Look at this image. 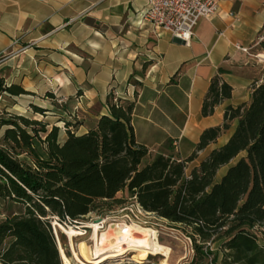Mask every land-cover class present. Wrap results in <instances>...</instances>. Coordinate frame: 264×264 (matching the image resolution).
I'll use <instances>...</instances> for the list:
<instances>
[{"label": "trees", "instance_id": "1", "mask_svg": "<svg viewBox=\"0 0 264 264\" xmlns=\"http://www.w3.org/2000/svg\"><path fill=\"white\" fill-rule=\"evenodd\" d=\"M259 46L264 52V29ZM27 94L0 81V95ZM230 96L231 88L219 76L212 78L202 116L212 115ZM106 104L108 114L94 128L76 133L65 123L62 141L58 127L48 130L41 121L13 115L0 121V129L6 128L0 140V200L23 208L0 221V264H63L57 240L64 249L65 238L59 230L55 236L54 222L78 227L89 215L111 217L133 199L187 234L194 255L185 264H218L220 254L219 264H264V237H258L264 236V80L248 104L228 107L221 126L204 130L184 160L173 156L171 141L162 146L169 154L153 155L136 143L134 102H114L110 94ZM233 122L227 142L188 171Z\"/></svg>", "mask_w": 264, "mask_h": 264}, {"label": "crops", "instance_id": "2", "mask_svg": "<svg viewBox=\"0 0 264 264\" xmlns=\"http://www.w3.org/2000/svg\"><path fill=\"white\" fill-rule=\"evenodd\" d=\"M146 7L147 0H0V80L33 94L56 91L84 132L108 114L116 92L135 103L136 143L169 154L162 146L171 141L173 156L184 160L201 133L221 126L228 107L248 104L264 80V0H220L216 14L198 22L190 46L156 35L144 19ZM215 76L231 96L203 117ZM235 125L200 151L188 171L223 146Z\"/></svg>", "mask_w": 264, "mask_h": 264}, {"label": "rangeland", "instance_id": "3", "mask_svg": "<svg viewBox=\"0 0 264 264\" xmlns=\"http://www.w3.org/2000/svg\"><path fill=\"white\" fill-rule=\"evenodd\" d=\"M3 83L6 85L4 81ZM19 86L23 88L22 85L19 84ZM23 90L25 89L23 88ZM65 103L66 100L64 98L59 96L56 91L50 89H47L46 91L39 90L37 91V94L28 92L27 95L20 96L0 95V121L5 120L8 115L22 116L29 120L41 121L47 125L48 130L52 127H58L60 131L59 139L62 141L65 138V123L71 124L72 127H70V130L76 133L84 132V128H82L83 122L68 115V112L65 109ZM34 107L42 109L44 113L36 112ZM5 130V127L0 129V140ZM39 136L43 137V134L40 133ZM222 175L223 173H218V180ZM131 203L132 200H129L128 204ZM132 211L136 214L134 209H132ZM22 212L23 208L21 206L0 200V221L8 216L20 214ZM131 214L132 213L129 210H123L122 208L120 210H115L111 217L101 219H111V222H119L125 218L124 220L136 224L140 229L148 231L150 241L157 242L170 249L168 258L155 252H140L138 249L137 251H128L117 258H109L102 264H185L192 260L194 253L191 242L186 233L168 225L165 221L150 214H144L141 216L137 215L136 219L133 218ZM126 216H129L130 220L126 218ZM98 219L100 218L95 215L87 216L82 225L78 226L76 229L83 232V235L73 238L74 251L80 261L84 264H86L87 261H92L96 255L95 240L93 239L92 231L89 226L95 223ZM84 227H87L88 229H83ZM69 228L71 227L69 226ZM262 228L264 229V226ZM57 230L59 229L56 227L54 229L56 237L58 236ZM60 233L65 238L64 249L61 247L59 240H57L62 263L65 264V259L68 264H77L73 261L74 255L72 249L69 247L67 236L61 231ZM105 237V235L100 233L97 237L98 244H100ZM258 237L263 238L264 236L262 235L261 237L258 234ZM260 244L264 245L261 239ZM217 247V244L213 245L211 251H216ZM144 249L147 250V248ZM65 252H68L69 257L65 255ZM221 259L222 256L220 254L218 264Z\"/></svg>", "mask_w": 264, "mask_h": 264}, {"label": "built area", "instance_id": "4", "mask_svg": "<svg viewBox=\"0 0 264 264\" xmlns=\"http://www.w3.org/2000/svg\"><path fill=\"white\" fill-rule=\"evenodd\" d=\"M44 2L46 0H36ZM220 0H147L144 19L150 24L156 35L167 34L174 40L190 46L194 31L201 19L214 16L218 10ZM246 52V49H241ZM258 60H263L258 56ZM113 101L116 102L118 94L112 92ZM130 208V209H128ZM129 210L133 218L137 215H149L132 200L123 210ZM132 209L136 211L133 213ZM130 220L129 216H126ZM78 228V227H77Z\"/></svg>", "mask_w": 264, "mask_h": 264}, {"label": "bare ground", "instance_id": "5", "mask_svg": "<svg viewBox=\"0 0 264 264\" xmlns=\"http://www.w3.org/2000/svg\"><path fill=\"white\" fill-rule=\"evenodd\" d=\"M123 218L121 221L111 222V219L103 220L100 223H93L89 227L95 240V256L92 261L86 264H102L109 258H117L128 251L155 252L168 258L170 249L157 242L149 240L148 231L140 229L136 224L130 223ZM54 228H59L65 234L69 241V247L73 252V261L77 264H84L80 261L74 251L73 238L83 235V232L65 228L58 223H53ZM102 233L106 237L98 244V235ZM144 248H147L144 249ZM64 263L68 264L64 259Z\"/></svg>", "mask_w": 264, "mask_h": 264}, {"label": "water", "instance_id": "6", "mask_svg": "<svg viewBox=\"0 0 264 264\" xmlns=\"http://www.w3.org/2000/svg\"><path fill=\"white\" fill-rule=\"evenodd\" d=\"M177 41V40H176ZM177 42H179V41H177ZM104 219H98L95 223H100V222H102ZM69 228V227H68ZM71 228H73V229H77V227H71ZM59 229V228H58ZM83 229H88L87 227H84ZM55 233V232H54ZM56 235V234H55ZM57 243H58V241H57Z\"/></svg>", "mask_w": 264, "mask_h": 264}]
</instances>
